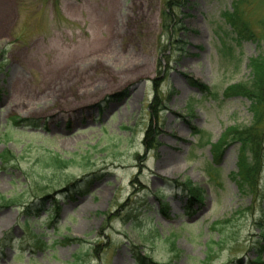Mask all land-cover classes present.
<instances>
[{"label": "rangeland", "instance_id": "1", "mask_svg": "<svg viewBox=\"0 0 264 264\" xmlns=\"http://www.w3.org/2000/svg\"><path fill=\"white\" fill-rule=\"evenodd\" d=\"M167 1L0 0V264H264V165L242 189L221 143L264 55L224 12L262 37L264 0H185L169 31Z\"/></svg>", "mask_w": 264, "mask_h": 264}, {"label": "trees", "instance_id": "2", "mask_svg": "<svg viewBox=\"0 0 264 264\" xmlns=\"http://www.w3.org/2000/svg\"><path fill=\"white\" fill-rule=\"evenodd\" d=\"M185 3V0L181 2H172L168 0L166 2V8L162 12V21L163 28L169 31V24H171V12L173 9H180ZM224 16L227 21H229L230 26L236 30V35L242 38V42L246 40L254 41L256 43L264 42V36L255 35L252 30H250L249 24L244 21L241 16L240 11L237 9V6L233 11H225ZM239 40V39H236ZM240 41V40H239ZM250 68L252 70V78L249 82L232 86L228 89L230 95L243 96L248 98L253 106V124L250 127H233L227 130L221 143L223 144L226 140L228 143H239V172L233 174L234 180L240 185L242 189H248L251 193L256 192L260 184V173L263 168V145H264V55L253 58L250 60ZM201 91L203 86L198 87ZM204 94H207L205 91ZM160 98L155 97V103H158ZM162 100H160L159 105H161ZM153 109V108H152ZM154 111V116L156 112ZM17 125H20L19 122H14ZM152 124L148 133L147 141L152 138V132L154 129ZM200 134L201 132H197ZM221 144L212 145L211 148H215L214 152L217 154L215 158L218 160L219 153L217 149ZM9 153L3 154L0 156V159L3 161L9 160ZM219 164V162L217 161ZM214 167V166H213ZM211 170H216L215 167ZM182 186L183 192H186L189 196L191 203L197 202L201 203L204 199L203 191L196 185L191 182H185L180 184ZM180 186V187H181ZM177 188L179 185L177 184ZM4 199V198H3ZM5 200V199H4ZM162 211L166 215V211L169 209L167 204H161ZM168 218V216H166ZM39 245H42V241L38 242ZM136 261L139 263L145 262V264H157L148 258L142 259L138 254L135 255ZM261 256L259 255L257 261L254 264H262Z\"/></svg>", "mask_w": 264, "mask_h": 264}]
</instances>
